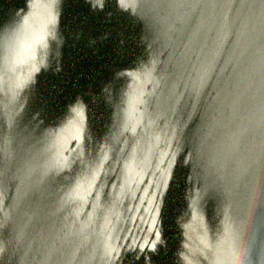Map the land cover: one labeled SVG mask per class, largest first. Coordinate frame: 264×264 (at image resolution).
Masks as SVG:
<instances>
[{"label": "water", "instance_id": "obj_1", "mask_svg": "<svg viewBox=\"0 0 264 264\" xmlns=\"http://www.w3.org/2000/svg\"><path fill=\"white\" fill-rule=\"evenodd\" d=\"M129 2L142 23L119 0H0V36L14 37L11 51L0 43V122L16 118L18 148L27 139L35 145L12 173L0 168V218L22 233H0L9 249L0 264H143L130 249L154 231L163 241L153 264H264V167L241 166L243 152L232 163L231 151L233 134L253 113L264 115V41L238 59L235 31L225 46L208 29L188 39L191 24L170 40L171 9ZM34 50L42 63L32 72L26 58ZM211 56L216 78L200 119L186 126L189 98L178 113L175 93L190 65ZM42 125L55 135L37 137ZM55 160L68 170L43 183L19 171ZM112 248L116 256L106 258Z\"/></svg>", "mask_w": 264, "mask_h": 264}, {"label": "snow or ice", "instance_id": "obj_2", "mask_svg": "<svg viewBox=\"0 0 264 264\" xmlns=\"http://www.w3.org/2000/svg\"><path fill=\"white\" fill-rule=\"evenodd\" d=\"M136 7H142L141 0H135ZM119 7L122 13L131 15L137 19L138 23L142 21L136 16V13L132 11L133 4L129 0H119ZM154 8L159 9H171L168 13V19L173 23L167 29L165 36L172 40L173 34L183 35L184 30L191 24L193 27L189 32L188 39L198 41L203 32L208 29L215 31L217 40L224 44L227 37L233 33L237 34V40L239 43V55L238 59H243L251 54L257 40L264 41V0H154ZM196 9H205L206 12L200 15L195 14ZM236 10L235 17L229 15L232 10ZM255 9L256 12L251 10ZM247 10V11H246ZM54 17L49 20L50 24H54ZM0 43H3L4 47L11 51L14 46V37L11 33L0 36ZM40 48L46 47L44 38L41 36L37 41ZM39 53L32 51L26 58V62L32 64L31 71H37L38 66L42 63L37 59ZM35 62V63H33ZM219 61L214 56L206 59L197 58L196 63L190 65L191 71L186 72L188 76L187 84L184 91L175 93V106L176 111L180 113V106L184 102V98H189V104L191 110L187 113L181 114V119L185 118L188 121L186 126H189L194 121L200 119V105L202 103L201 97L205 94V91L210 88L216 78ZM251 68V66H250ZM172 75H175V70H170ZM139 74H144L143 70H140ZM124 75L135 79V76L129 72ZM31 79V76L28 78ZM28 81H22L21 84H26ZM19 87V85H18ZM11 101H9L10 103ZM234 106V105H233ZM227 107V106H225ZM81 107L79 102H75L71 107V112L79 116L81 114ZM38 123H41L38 121ZM19 124L16 118L11 119L8 122H0V168L6 169L5 174L12 173L14 169L19 166V162L22 158V153L25 147H34L31 139H27L18 148V141L15 136V132L18 129ZM46 126H41L37 131L36 136H43L44 139L55 135V132H45ZM36 143H43V141L37 139ZM231 151H232V163H237V157L244 153V158L239 161L240 165L247 169L254 171L257 165L264 167V115H262L259 121L256 120L255 113L249 121V124L242 127L238 132L234 133L231 138ZM43 156V153H40ZM187 159L184 160L186 165L193 163L192 153L187 152ZM69 163L66 160L49 161L46 168L40 170L38 167L33 166L31 162L19 167L20 173L24 177L30 179L33 175L39 173L42 176L41 183L44 180L51 177L53 173L60 174L68 170ZM175 175V173H174ZM171 185L169 184V188ZM94 195V193H89ZM163 197L167 196V190L161 193ZM161 222L164 216V204L163 202L159 206L158 211ZM9 231H13L16 236H21L13 219L0 218V233L8 234ZM163 238L162 234L158 231H154L152 239L144 247L137 245L134 249H130L138 255L135 256L136 261H143V264H153V258L158 252ZM187 247V245H185ZM8 246L0 247V260H2L8 252ZM211 252V249H207ZM54 254V250L49 251V258ZM104 256L106 258L116 256L115 249L105 250ZM207 257H202L206 259ZM231 259V253L228 256ZM119 259V257H117ZM184 259H188L187 256Z\"/></svg>", "mask_w": 264, "mask_h": 264}]
</instances>
